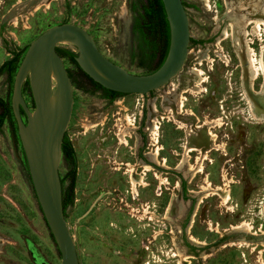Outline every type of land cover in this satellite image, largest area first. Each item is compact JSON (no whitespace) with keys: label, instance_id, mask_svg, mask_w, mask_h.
<instances>
[{"label":"rangeland","instance_id":"obj_1","mask_svg":"<svg viewBox=\"0 0 264 264\" xmlns=\"http://www.w3.org/2000/svg\"><path fill=\"white\" fill-rule=\"evenodd\" d=\"M74 1L71 6L65 5L67 0L49 1L47 7L34 9L29 2L43 1L0 0V64L9 57L8 49L26 46L67 19L86 29L108 59L131 73L143 74L144 68L137 65L139 46L131 32L129 0ZM183 1L189 22L188 55L166 85L144 95L126 94L112 103L98 92L72 85L66 133L76 153L77 172L74 202L67 207L65 220L79 264H264V247L257 243L264 241V234L250 239L241 230L223 231L247 221L248 233L264 232V119L258 118L253 102V97L264 101V25L254 31L253 23L245 25L241 20L251 14L264 18V0ZM242 28L250 32L254 63L261 72L253 89L242 80L234 41L235 36L246 39ZM224 30L228 36L221 39ZM57 46L78 52L70 42ZM63 62L76 78L75 66L67 59ZM194 68L205 77L200 92L196 89L200 76ZM9 94L10 84L2 74L0 97L8 99ZM23 97L32 110L30 94L26 91ZM196 118L199 124L219 118L221 125L210 128L211 142L206 135L209 126L194 129ZM155 122L157 143L148 131ZM90 124L95 125L88 128ZM124 133L132 135L126 136L127 145L118 142ZM17 136L6 120L0 130V236L4 237L0 264H60ZM189 147L199 149L189 152ZM123 163L135 167V177L144 164L152 168L143 174L146 185L137 186L135 198ZM66 171L61 158L60 179ZM181 181H185L186 199ZM67 182L64 179V185ZM225 190L228 199L223 202ZM190 209L189 234L207 244L196 251L198 255L189 252L182 228ZM222 234L226 237L217 244Z\"/></svg>","mask_w":264,"mask_h":264},{"label":"water","instance_id":"obj_2","mask_svg":"<svg viewBox=\"0 0 264 264\" xmlns=\"http://www.w3.org/2000/svg\"><path fill=\"white\" fill-rule=\"evenodd\" d=\"M161 1L169 24V48L162 64L151 73H131L114 63L98 50L86 29L73 23L55 24L41 32L29 43L17 68L11 92L12 113L32 187L56 243L60 264L79 262L65 220L58 172L73 103V86L56 46L63 41L73 44L78 50L75 58L78 66L103 88L122 94H146L174 77L181 70L188 52L189 22L183 1ZM28 5L31 8L35 3ZM26 79L33 100L32 110L22 94Z\"/></svg>","mask_w":264,"mask_h":264},{"label":"trees","instance_id":"obj_3","mask_svg":"<svg viewBox=\"0 0 264 264\" xmlns=\"http://www.w3.org/2000/svg\"><path fill=\"white\" fill-rule=\"evenodd\" d=\"M183 5L186 6L184 1ZM131 9L135 14L132 33L135 37H137L139 46L137 65L144 68L143 74L151 73L162 64L169 48V24L163 3L161 0H135V4L131 7ZM28 45L29 44L23 48L14 49L12 54L0 64V76L2 74H6L7 80L10 84V94L8 99L0 97V130L3 123L8 120L9 123L15 128L17 133L16 121L11 108V92L17 68L25 54ZM56 51L61 58L70 61L77 70V74L75 76L76 78L68 73L72 85H77V87L80 88L84 87L91 92H98L103 98H106L109 103L117 97L126 95L103 88L100 84L93 81L87 74H85L75 61L78 52L59 46H56ZM74 79H77L78 82L80 81L82 86H79L81 84L78 85ZM26 91L31 96L28 79H26L22 85V94H24ZM21 114L24 115L23 110H21ZM61 150L62 159L64 160L67 167L65 178H61L62 206L64 215L66 216L67 207L72 205L74 202V188L77 172L76 153L66 131L64 133ZM25 166L28 171L26 164ZM64 179L68 180L66 185H64Z\"/></svg>","mask_w":264,"mask_h":264},{"label":"bare ground","instance_id":"obj_4","mask_svg":"<svg viewBox=\"0 0 264 264\" xmlns=\"http://www.w3.org/2000/svg\"><path fill=\"white\" fill-rule=\"evenodd\" d=\"M42 1H43L42 3L39 2V3L35 4L34 5V9H38L43 4H44L45 7L48 6L49 0H42ZM204 1L206 3H208V0H204ZM262 6H263V11H264V5H262ZM253 8L258 9L256 4H253ZM246 16L245 15L243 17L241 16V20H243V22L245 23V25H249V24H252L253 23V30L254 31H259L260 30V26L261 25H264V18L256 17V14H251V16L249 15V17H246ZM243 29L244 28H242V30ZM226 34L227 33L224 30L223 36H222L221 39H224L225 37H227L228 35H226ZM242 35L244 36V38H246L244 40V42L241 41L242 40V37L241 38L240 37L235 38L236 36L234 37V41H235V45L237 46V48H239L240 61H241V65L243 67L242 80H244L249 85V87L252 88V85H253L255 79H257V77L259 76V74L261 72H260L259 68L254 63V54H255V51H254V49L251 46L252 38H250V37L248 38V36H250V32L248 30L244 29V31L242 32ZM262 48L264 50V47H262ZM193 70H194L193 72L196 73V75H199L200 76V78H199V80H198V82L196 84L197 85L196 86V89H198L197 92H200L203 89L202 88V82L205 81V77L202 76V71L199 68H194ZM263 71H264V68H263ZM182 92H187V90H183ZM249 94H250V92H249ZM181 99H183V98H181ZM249 99H251V98H249ZM253 102H254L257 110L259 111V113L257 114L258 118L264 119V101L263 100H260V101L255 100ZM179 104H180V107L183 106V102L182 101H180ZM186 115L193 116L194 113L192 111H186ZM94 125L95 124H90V125H87V127L89 128V127H92ZM220 125H221V123L219 122V118H216V119H212V120H204L199 125H196V127L209 126L206 135L208 137L210 136V142H211L213 140V135L214 134L212 135V133L210 131V128L213 127V126H216L217 127V126H220ZM157 130H158V125H157V122H155V124H153L152 127H150V129H149V133L151 134L154 142L157 141V136H158V131ZM126 136H128V135H126L125 133H124V135H120L119 136V143L120 144L127 145V141L128 140H126ZM159 149H160V147L158 146L155 149L154 153L152 154V156L154 158H157V155L159 154ZM194 149H195L194 147H189L188 148V151L194 150ZM206 151H208V150H206ZM123 165L125 166V172L124 173H127L129 175L130 189L133 192V194L135 195L136 194L137 186H145L146 185V183L143 181V174L145 175V172L150 171L152 168H151L150 165L144 164L143 171L139 174L138 177L137 176L135 177L134 176L135 167L132 164H130V163H123ZM227 199H228V193H227V190H225V193L222 196V200H223V202H226ZM144 210H145V208H144ZM250 228H251V225L247 221H242L239 224H237V225H235V226L232 227L233 230L234 229L235 230H239V231L241 230V231H244V232H248ZM260 231L263 232L262 230H260ZM189 238L191 240H193L194 242H200L194 236H192L191 234H189ZM3 239H4V237L0 236V245L3 242ZM232 243L233 242H231V244ZM238 243H240V242L237 241L236 244H238ZM257 243L263 245L262 247H264V241H259Z\"/></svg>","mask_w":264,"mask_h":264},{"label":"flooded vegetation","instance_id":"obj_5","mask_svg":"<svg viewBox=\"0 0 264 264\" xmlns=\"http://www.w3.org/2000/svg\"><path fill=\"white\" fill-rule=\"evenodd\" d=\"M50 2L51 1H55V3H57V4H59V3H61V0H49ZM65 1V0H64ZM49 2V3H50ZM76 2L74 1V0H67V3H65V5L66 6H71V5H74ZM129 9H130V11L132 12V15H133V18H132V23H131V32H132V26H133V23H134V19H135V14H134V12H133V10L131 9V7L135 4V0H129ZM16 5V4H15ZM62 23H71L69 20H67V19H63V20H61V21H59L57 24H62ZM74 24V23H73ZM55 25V24H54ZM77 25V24H76ZM79 26V25H78ZM49 28V27H48ZM83 28V27H82ZM90 34V33H89ZM91 35V34H90ZM92 36V35H91ZM93 38V37H92ZM94 39V38H93ZM189 41H190V39H189ZM30 43V42H29ZM28 43V44H29ZM96 44V43H95ZM23 48V47H22ZM188 48H189V44H188ZM9 51H8V53H9V56L12 54V51L14 50V49H8ZM189 50V49H188ZM187 55H188V52H187ZM187 57V56H186ZM63 59V58H62ZM185 60H186V58H185ZM185 62V61H184ZM183 67V66H182ZM182 69V68H181ZM68 72V71H67ZM204 73V72H203ZM178 74V73H177ZM176 74V75H177ZM175 75V76H176ZM173 78V77H172ZM170 81V80H169ZM168 81V82H169ZM167 82V83H168ZM166 83V84H167ZM165 84V85H166ZM164 86V85H163ZM162 87V86H161ZM158 89V88H157ZM154 90H156V89H154ZM154 90H152V91H150V92H153ZM150 92H148V93H150ZM148 93H146V94H148ZM142 95V94H141ZM144 95V94H143ZM121 97V96H120ZM103 98V97H102ZM118 98V97H117ZM117 98H115L112 102H115V100L117 99ZM103 99H105L107 102H108V100L106 99V98H103ZM112 102H110V103H112ZM155 108V107H154ZM154 108H153V110H154ZM156 111V110H155ZM185 111V110H184ZM189 116V115H188ZM194 116V115H193ZM161 117V116H160ZM160 119H163V118H160ZM165 119H168V120H172L171 118H170V116H165ZM160 121V120H159ZM199 122H200V120H197L196 119V124H199ZM203 122V121H202ZM174 123L177 125V127H178V124L174 121ZM160 124V123H159ZM196 124H195V126H194V129H197L196 128ZM116 125V124H115ZM179 128V127H178ZM183 128V127H182ZM148 129V128H147ZM181 129V128H180ZM149 131V130H148ZM190 132L192 133L193 132V129H190ZM18 135V134H17ZM116 137H117V139H118V133L116 134ZM130 137H132V135H129L127 138L129 139ZM19 138V137H18ZM20 141V140H19ZM118 142H119V140H118ZM21 144V143H20ZM151 144H152V142H151ZM153 146V145H152ZM21 148H22V146H21ZM195 148H197V147H195ZM208 148V147H207ZM131 149H133V147H131ZM199 148H197V149H195V150H198ZM211 149H213V148H210L208 151H210ZM195 150H191V151H195ZM190 152V151H189ZM149 153V152H148ZM22 154H23V157L25 158V156H24V152H23V149H22ZM24 161H25V164L27 165V162H26V159H24ZM122 168L124 167V166H121ZM28 168V167H27ZM124 169V168H123ZM29 172V171H28ZM128 183H129V179H128ZM130 184V183H129ZM148 184V183H147ZM181 185H182V196H183V198H185L186 199V197H187V189H186V185H185V181H181ZM147 187V186H146ZM146 187H141V188H146ZM139 188V187H138ZM129 191H130V193L132 194V197L133 198H135V196L133 195V193H132V191H131V189H130V187H129ZM35 194V193H34ZM138 195V194H137ZM136 195V196H137ZM36 197V196H35ZM36 200H37V198H36ZM200 202V201H199ZM37 204H38V202H37ZM148 206V207H150L148 204H145V206ZM38 207H39V205H38ZM144 209V208H143ZM39 210H40V208H39ZM41 211V210H40ZM150 211V210H149ZM191 209H190V211L188 212V214H187V216H186V218H185V220H184V223H183V225H182V228H183V232H185L186 233V236H184V238H185V240H186V245L188 246V247H191V249L189 248V252H192L193 254H195V255H198L197 254V252H198V250H200L201 248H202V246H206L207 244H206V242L205 241H202V240H200V242H194L193 240H191L190 238H189V233L191 232V228L193 227V224H191L190 225V222L191 223H193V219L190 217L191 215ZM43 216V215H42ZM149 219V218H148ZM189 225H190V228H189V230H188V227H189ZM232 227L233 226H231L230 228H225L223 231H229V229H232ZM258 231L260 232L259 234L257 233V231L255 230L254 232H250V233H246V232H243L244 234H242V236L244 237V238H250V239H255V238H258L259 236H262L263 234H264V232H261L259 229H258ZM218 232V231H217ZM192 233V232H191ZM231 234V233H230ZM225 237H226V235L224 236L223 234H222V236H220V239L218 240V242H217V244H219V242H221V241H223L224 239H225ZM190 239V240H189ZM245 241H246V239H245ZM255 243L256 241H252V242H250V243ZM259 242V241H258ZM193 246H192V245ZM196 248H198L197 250H196ZM197 251V252H196Z\"/></svg>","mask_w":264,"mask_h":264}]
</instances>
